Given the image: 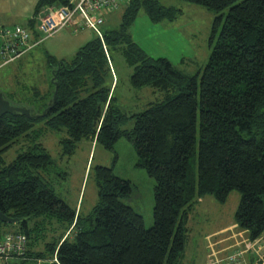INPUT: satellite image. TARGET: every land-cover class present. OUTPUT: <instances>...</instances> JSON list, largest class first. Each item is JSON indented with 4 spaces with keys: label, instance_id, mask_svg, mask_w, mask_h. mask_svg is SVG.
<instances>
[{
    "label": "trees",
    "instance_id": "16d2710c",
    "mask_svg": "<svg viewBox=\"0 0 264 264\" xmlns=\"http://www.w3.org/2000/svg\"><path fill=\"white\" fill-rule=\"evenodd\" d=\"M182 1L226 10L212 22L211 53L195 75L183 76L166 59L147 56L127 33L140 9L153 23L172 22L180 10L159 0H129L117 30L102 32L103 21L101 37L91 30L96 39L74 58L51 63L46 90L26 89L31 95L19 92L14 102L2 92L13 105L42 112L52 97L54 69L58 90L45 117L0 118V212L22 220L15 232L27 237L26 257L55 258L54 264H176L196 200L210 195L224 202L233 190L241 193L236 224L248 230L250 244L263 237L264 0ZM68 2L37 1L22 25L32 31V40L41 38L35 16ZM123 44L124 60L133 70L131 86L162 95L129 117L115 106L113 81L103 86L99 74L105 60L109 63L108 46ZM128 119L132 128L122 129ZM48 132L66 135L58 141L60 156L73 154L84 139L106 150L120 138L131 142L136 166L155 183L152 226L145 229L143 217L124 203L132 183L111 167L92 168L98 202L88 214L58 198L45 178L53 167L41 142ZM14 147L20 151L8 160L5 154ZM40 243L43 249L36 252Z\"/></svg>",
    "mask_w": 264,
    "mask_h": 264
},
{
    "label": "rangeland",
    "instance_id": "374dc122",
    "mask_svg": "<svg viewBox=\"0 0 264 264\" xmlns=\"http://www.w3.org/2000/svg\"><path fill=\"white\" fill-rule=\"evenodd\" d=\"M127 1L129 0L121 3L119 9L104 13V24L100 27L102 32L119 28ZM159 2L163 6L179 9L178 18L172 22L153 23L144 10L140 9L127 33L131 42L147 56L164 58L175 71L191 77L208 62L212 48L209 42L212 22L215 17L224 16L226 10L218 12L182 0ZM24 7L26 3L22 0L15 4L14 0H0V22L5 27L24 25L33 13L32 7L25 12ZM69 28L70 30L65 28L58 31L47 40L45 38V41L14 63L1 68L0 91L9 98L12 97L10 100L14 102V97L18 99L19 92L22 93L20 96H27L31 88L46 90L49 86L47 77L51 63L70 61L80 48L97 37L89 29ZM125 46L123 44L121 49L108 46L109 63L105 60L99 74L103 78V86L109 87L113 81L115 106L120 114L129 117L145 110L149 103L160 100L162 95L148 87L136 89L131 86L130 76L133 70L124 60L122 51ZM132 126L133 120L128 119L124 121L122 129L130 130ZM65 136L63 132H48L41 139L53 160V167L45 178L57 197L73 209L77 206L78 210L80 207L82 215L88 214L98 202L92 168L97 165L111 167L116 176L132 183V193L124 203L143 217L144 227L149 229L153 224L155 183L144 169L136 166L137 157L131 142L120 138L112 150H106L100 145L92 144L91 139H84L77 144L73 154L60 156L58 141ZM19 151V147H14L5 156L10 160ZM240 200L241 193L238 190L231 191L224 202H218L210 195L198 198L189 213L184 250L176 264H264V244L261 243V249L257 252L258 258L254 251L249 250L248 230L235 222L234 216ZM18 228L16 224H4L0 227V232H15ZM42 249L43 244L40 243L35 251ZM53 261L49 257L35 259L25 256L24 260H17L14 264H54Z\"/></svg>",
    "mask_w": 264,
    "mask_h": 264
},
{
    "label": "built area",
    "instance_id": "2783aa9c",
    "mask_svg": "<svg viewBox=\"0 0 264 264\" xmlns=\"http://www.w3.org/2000/svg\"><path fill=\"white\" fill-rule=\"evenodd\" d=\"M123 2L125 0H69L67 5L46 7L34 18L35 29L42 35L38 40H32L31 31L26 27L0 26V69L14 63L45 38L70 26L92 30L101 37L99 27L103 24L104 13L119 8ZM26 250L25 234L0 232V264L24 260ZM53 262L57 263L55 258Z\"/></svg>",
    "mask_w": 264,
    "mask_h": 264
},
{
    "label": "water",
    "instance_id": "95a60500",
    "mask_svg": "<svg viewBox=\"0 0 264 264\" xmlns=\"http://www.w3.org/2000/svg\"><path fill=\"white\" fill-rule=\"evenodd\" d=\"M59 67H57L56 70H58ZM52 75H51V83L53 84V93L50 101L48 102L47 106L42 112H33L28 107L24 105H13L10 101H8L4 94L0 91V118L5 114L10 115H20L24 116L30 120H37L39 118H43L47 115V112L51 109L53 103L56 99V94L58 90V83L56 81V76L54 73V69H52ZM22 220L17 218H11L9 216H6L0 212V222L4 224H18Z\"/></svg>",
    "mask_w": 264,
    "mask_h": 264
},
{
    "label": "crops",
    "instance_id": "0c3cea01",
    "mask_svg": "<svg viewBox=\"0 0 264 264\" xmlns=\"http://www.w3.org/2000/svg\"><path fill=\"white\" fill-rule=\"evenodd\" d=\"M16 1H19V0H14V4L16 3ZM23 2H25L26 3V7H24L23 9H24V12L25 11H29V7H32V11L34 12V8H35V6H36V3H37V1L38 0H22ZM12 5V4H11ZM31 11V10H30ZM33 14V13H32ZM32 16H30V17H28L27 19H26V21L28 20V19H30ZM26 24V22L24 23V25ZM0 26H4L1 22H0ZM67 30H70V28H66ZM71 29L73 30L74 28L73 27H71ZM65 30V29H64ZM83 30V29H82ZM36 31V33L37 34H39V37H41L42 35L37 31V30H35ZM32 32V31H31ZM49 38H51V36L50 37H48V38H46L45 40H47V39H49ZM44 40V41H45ZM263 238V237H262ZM262 238H260V239H258L257 241H255L254 243H252V244H249V250H250V252L251 251H254L257 255H258V258H259V253H257L258 251H259V249H261V243H263L264 244V239H262ZM264 247V246H263ZM262 250H264V248L262 249ZM244 252V251H243ZM263 252V251H262ZM257 261H258V259H257ZM259 262V261H258Z\"/></svg>",
    "mask_w": 264,
    "mask_h": 264
}]
</instances>
